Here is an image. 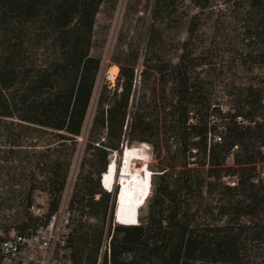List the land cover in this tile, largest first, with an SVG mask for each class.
Returning a JSON list of instances; mask_svg holds the SVG:
<instances>
[{
  "label": "trees",
  "instance_id": "obj_1",
  "mask_svg": "<svg viewBox=\"0 0 264 264\" xmlns=\"http://www.w3.org/2000/svg\"><path fill=\"white\" fill-rule=\"evenodd\" d=\"M192 2L206 17L224 5L243 54L264 66V0ZM102 4L113 10L116 0H0V178L19 168L29 184L0 185V208H14L20 234L39 227L23 233L39 219L37 192L47 198L40 226L60 207L101 65L92 49L105 41L95 38ZM187 31L176 62L145 63L152 84L138 96L117 44V82L100 90L67 202L69 264H264V81L237 88L222 108L195 71L210 48ZM134 142L151 145L157 166L136 224L123 225L100 175L110 153Z\"/></svg>",
  "mask_w": 264,
  "mask_h": 264
},
{
  "label": "rangeland",
  "instance_id": "obj_2",
  "mask_svg": "<svg viewBox=\"0 0 264 264\" xmlns=\"http://www.w3.org/2000/svg\"><path fill=\"white\" fill-rule=\"evenodd\" d=\"M154 2L155 0H116L113 10L110 9V4L100 6L96 16L95 38L97 43H100L103 38L105 41L102 46L93 48L92 53L101 57V65L82 131L77 137L78 147L68 172L60 208H67V202L83 157L84 143L92 122L97 99L100 90L107 82L105 72L109 70L116 77L118 75L119 68L112 61V55L117 49V44L120 45L126 54L125 58L128 60L124 61L123 64L133 67L132 87L137 90V96L141 95L143 90L152 84L150 75H147V78L143 76L142 71L145 68V63L148 65L153 63L167 65L169 61L176 62L180 53V43L187 38L189 27L194 28L192 41L196 45L206 43L210 48L201 57V61L207 62V64L201 67L196 66L195 71L199 73V79L202 78L205 81L207 93L222 108L227 109L232 103L233 93L237 92V88L251 83H255L254 85L262 84L261 81H264V66L255 63V61H260L259 59H253L251 56L243 54L242 51L246 47V42H242L241 38L234 35L232 31L234 21L232 18L225 17V14L228 15V11L224 5L220 6L223 9L222 12H218L214 6L215 13L211 17H206L201 15V9L194 6L192 0H167V3L173 2V4H160L158 7H155ZM149 42L152 44L153 50L146 55ZM190 62L196 64L198 60H190ZM116 82L117 78L113 81L114 86ZM141 145L140 142H134L124 148H139ZM144 145H146L144 149L148 156V162L136 161L134 163V167L136 166L139 170L137 179L146 193L139 207H144L146 199L152 195L151 174L155 172L157 166L151 145L147 142ZM124 148L122 149L124 150ZM123 150L121 154L117 155L112 152L107 156L109 165L111 159L116 155V163L120 164L118 175L122 171ZM91 153L93 152L90 150V154L87 155L88 158L92 156ZM21 164L24 165V163ZM21 171L19 168L17 169L15 178L3 176L0 178V185H15L14 187L29 185L24 175H20ZM116 179L114 183H116ZM33 204L35 208L39 209L41 215L33 214L39 219L25 223L26 228L23 233L29 232L34 227H40L45 221L43 214L47 211L46 195L43 192H37ZM116 205L118 206L116 223L128 225L134 223L135 218L137 222L139 207L127 208L117 204V202ZM13 211L14 208H0L1 237H7L12 230L18 231L15 226L18 223L8 218L9 213ZM5 262L6 264H14Z\"/></svg>",
  "mask_w": 264,
  "mask_h": 264
},
{
  "label": "built area",
  "instance_id": "obj_3",
  "mask_svg": "<svg viewBox=\"0 0 264 264\" xmlns=\"http://www.w3.org/2000/svg\"><path fill=\"white\" fill-rule=\"evenodd\" d=\"M116 75L109 70L105 79L113 87ZM102 181V179H101ZM103 186V183L101 182ZM105 188V187H103ZM106 191H109L105 188ZM33 214L41 215L34 205L30 207ZM70 213L66 207L60 208L48 216L47 222L29 234H20L14 230L0 242V252L4 256L1 264H69L65 239L69 232ZM113 222L115 220L113 219Z\"/></svg>",
  "mask_w": 264,
  "mask_h": 264
},
{
  "label": "bare ground",
  "instance_id": "obj_4",
  "mask_svg": "<svg viewBox=\"0 0 264 264\" xmlns=\"http://www.w3.org/2000/svg\"><path fill=\"white\" fill-rule=\"evenodd\" d=\"M146 145L142 144L139 148H124V153L122 155V171L117 178L119 185V192L116 199L117 204L125 206L127 208H137L139 207L143 196L146 194L144 192L143 186L138 181L137 174L139 170L134 167L136 161L148 162V156L146 154ZM111 163V162H110ZM116 174V173H115ZM115 174L113 169V164L107 167L105 173L101 176L103 186L108 190H113L115 185ZM114 176V177H113ZM150 184V181H149ZM104 188V189H105ZM117 220V211L115 214ZM136 219V218H135ZM115 220V221H116Z\"/></svg>",
  "mask_w": 264,
  "mask_h": 264
},
{
  "label": "water",
  "instance_id": "obj_5",
  "mask_svg": "<svg viewBox=\"0 0 264 264\" xmlns=\"http://www.w3.org/2000/svg\"><path fill=\"white\" fill-rule=\"evenodd\" d=\"M123 147H125V145L123 146ZM123 150V149H122ZM124 152V151H123ZM107 169V168H106ZM119 177V175L118 174H115V178H118ZM119 190H120V188H119V185H118V181H117V179H116V183H115V185H114V187H113V190H112V193H113V196H114V203H113V205L111 206V210H110V212H111V214H112V216H113V219L114 220H116V217H115V214H116V199H117V196H118V192H119ZM136 220V219H135ZM131 224H136V223H131ZM128 225H130V224H128Z\"/></svg>",
  "mask_w": 264,
  "mask_h": 264
}]
</instances>
